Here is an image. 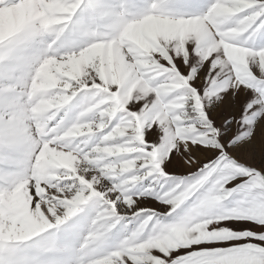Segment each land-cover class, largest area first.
Returning a JSON list of instances; mask_svg holds the SVG:
<instances>
[{
  "label": "snow or ice",
  "instance_id": "snow-or-ice-1",
  "mask_svg": "<svg viewBox=\"0 0 264 264\" xmlns=\"http://www.w3.org/2000/svg\"><path fill=\"white\" fill-rule=\"evenodd\" d=\"M0 264H264V0H0Z\"/></svg>",
  "mask_w": 264,
  "mask_h": 264
}]
</instances>
